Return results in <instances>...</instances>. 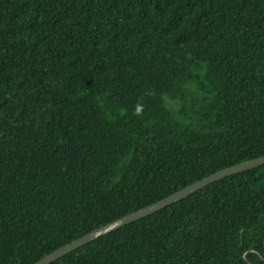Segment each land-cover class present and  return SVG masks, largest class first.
<instances>
[{"label": "trees", "instance_id": "16d2710c", "mask_svg": "<svg viewBox=\"0 0 264 264\" xmlns=\"http://www.w3.org/2000/svg\"><path fill=\"white\" fill-rule=\"evenodd\" d=\"M264 156V0H0V264ZM52 264H264V165Z\"/></svg>", "mask_w": 264, "mask_h": 264}, {"label": "water", "instance_id": "95a60500", "mask_svg": "<svg viewBox=\"0 0 264 264\" xmlns=\"http://www.w3.org/2000/svg\"><path fill=\"white\" fill-rule=\"evenodd\" d=\"M264 165V156L244 161L242 163L227 167L214 174H211L199 181L192 183L191 185L173 193L172 195L163 198L162 200L148 205L142 209H139L133 213H130L120 219L110 222L94 231L82 236L79 239L72 241L71 243L64 245L52 253L46 255L34 264H52L61 257L73 252L74 250L104 236L107 235L121 227L131 224L139 219L147 217L153 213H156L174 203L181 201L184 198L192 195L193 193L213 184L221 179L235 175L237 173L247 171L253 168H257Z\"/></svg>", "mask_w": 264, "mask_h": 264}]
</instances>
